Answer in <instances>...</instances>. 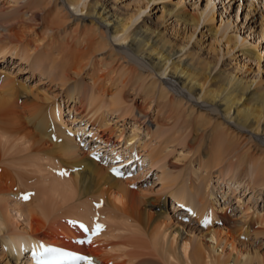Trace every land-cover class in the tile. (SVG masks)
Segmentation results:
<instances>
[{
  "label": "bare ground",
  "instance_id": "1",
  "mask_svg": "<svg viewBox=\"0 0 264 264\" xmlns=\"http://www.w3.org/2000/svg\"><path fill=\"white\" fill-rule=\"evenodd\" d=\"M79 1L0 0V58L15 55L33 73L41 72V83L60 87L51 97L7 74L0 77V264H30L20 256L41 241L83 249L99 264H264V252L248 241L249 234L264 238V216L241 206V196L243 216L233 217L229 204L223 207L206 190L205 177L177 181L160 166L161 146L145 141L141 146L137 134L127 136L119 125L130 121L136 131L152 119L168 129L164 143H187L207 171L228 176L231 189L253 191L264 201V79L244 76L243 65L232 62L215 71L214 43L207 54L199 40L201 47L187 48L208 3L199 14L163 9L162 21L147 16L130 30L144 3L132 9L90 0L81 9L85 15L76 16L69 5ZM257 1L264 6V0L250 5ZM170 16L193 35L169 33L163 23ZM204 16L216 36L214 14ZM118 34L126 46L111 43ZM225 43L227 52L239 44L233 35ZM243 45L242 56L261 61L257 47ZM60 92L70 103L66 116L56 99ZM85 130L93 138L84 140L94 143L98 161L77 141L76 134ZM146 130L152 132L150 125ZM160 134L153 131L156 138ZM104 156L124 168L136 165L135 173L148 164V172L159 166L158 178L165 180L161 190L151 196L153 189L141 187V174L111 175ZM27 192L31 196L25 201ZM183 206L190 211L183 212ZM96 214L107 229L87 246L72 243L81 233L69 220L89 221Z\"/></svg>",
  "mask_w": 264,
  "mask_h": 264
},
{
  "label": "rangeland",
  "instance_id": "2",
  "mask_svg": "<svg viewBox=\"0 0 264 264\" xmlns=\"http://www.w3.org/2000/svg\"><path fill=\"white\" fill-rule=\"evenodd\" d=\"M103 1H106V0H103ZM136 1H138V2H136ZM136 1L135 0H107L108 3H110V4L112 3L111 5L116 4V6L118 5L119 7H127L128 6V8H132V9H135L136 5L139 6V5L144 3L145 8H142V10L139 12L138 18H137V20L135 19L134 22L132 23L130 30L134 28V25L136 26L139 21L143 20L147 16H151L155 20L162 21V19L160 17H162V10L163 9L177 8V10H178V8H179V10H187V11L189 10L191 13H198L199 14L201 11L203 12V10L205 8L204 5L206 3H208V5H209L207 8L208 11L207 10H206V12L204 11V14L205 15L214 14V16H215L214 21L215 22L213 24L217 28H219V33L216 36H214L212 33H210L209 25H210V27L212 25L210 22H204L203 21V18L205 17L203 14L202 15L203 16L202 22L199 25V27L196 29L197 31L196 30L193 31L194 36H193L190 44L187 46V48H189V47L191 48L193 46V48L195 49L196 46L199 47L200 44L196 45L197 40H199V43H200V41H202L201 42L202 43V50H203L204 54H207L208 49L210 48L211 44L214 43L213 45H215L217 47L218 51H216L215 53L213 52V53L215 55H216V53L219 54L218 63L215 67V71L219 70V68L222 66L223 63H229V62L231 63L232 62V66L236 65V63L243 65L242 66L243 72H246V74L244 76H246L248 78L256 76L257 79H264V32H263L264 31V6L259 1L255 2L254 3L255 5H253V6L250 5V1L252 2V0H152V1L136 0ZM254 1H256V0H254ZM261 1H263V0H261ZM88 2H90V0H80L76 5H73V6L69 5V9L76 16L85 15L84 14L85 12H82L81 9L84 8L88 4ZM140 2H142V3H140ZM177 5L180 7H177ZM170 17L171 18L167 17V19H168V20H166L167 22L163 23L164 27H166V25H167L166 28L169 30V33L174 34L177 31L178 36L181 34L182 35L185 34V36L186 35H188V36L193 35V33H191V30L186 28L185 24H182L181 22L177 21V19L173 16H170ZM229 35L235 36L237 38V41L239 44L235 49L231 48L230 52H227L226 51L227 45L225 43V39ZM110 41L115 47H124L127 45L122 40V34L111 36ZM242 43L245 45H243ZM251 43L253 45H251ZM242 45L245 47L250 46V50L251 49L254 50V48L257 47V50L258 51L260 50V53L263 56L261 61L258 62V60H251V62H250V60H248L247 58L242 56L241 55L242 53L239 51L241 48H243ZM181 54L182 53L177 54V57H179ZM230 59H231V61H230ZM40 73L41 72H39V71H35L33 73L31 66L26 64L25 62L22 63L20 61V59L18 57H16L15 55H9L6 58L5 57L0 58V77L4 78V75L7 74V76H10V77L12 76L11 79H14L17 83L20 82L19 84H24L28 88H33V90L35 92H41V91L49 92V93L51 92L50 96L55 97L56 93L60 90L59 84L56 85V83H54L55 85H52V84L50 85L49 82L45 83L43 81L41 83L40 75H42V74H40ZM160 74L161 73H158V75L161 76L165 80L167 74H166V76H165V74L164 75H162V74L160 75ZM58 94L59 95L56 96V99L62 104V106H61L62 112H63L62 114H65V116H66L68 113V110L70 108V103L66 104L65 103L66 101L64 102L66 97H64L62 95L63 93L60 92ZM140 99L141 98L138 99L139 102L141 101ZM19 103H22V99H20ZM151 110L153 112V109H151ZM73 113H74V111H73ZM113 116H115V114ZM113 120L116 121V118ZM68 121H70V120H68ZM114 121H111V123H114ZM80 122H83V121L81 120ZM80 122L78 124L76 123L79 128H81ZM148 123L149 124H147V125H150V127L152 129L151 130L152 132H150V133L148 132L149 134L147 133V130H146L147 125L144 126L143 128L138 127L136 131L134 130L133 123H131L130 121L128 123H126V125H123L122 123H119V125H120V127H124L126 129L127 136L130 134L131 135L137 134L138 135L137 139L139 141V144H141V146H143L142 142L144 143V141L147 144L148 143L152 144V145L154 144L153 146H157V147L161 146L160 148L162 149V155L164 154L163 157H165V161L163 162L164 164L162 163L160 166L165 168L167 173L170 172L172 177H175V179L177 178V181L180 182L182 180L183 181L193 180V182H194V180L197 181L198 178L203 179L205 177L206 184L208 186V188H206V190H210L215 195V197H217L218 201L222 203L223 207H224L225 203L226 204L228 203L229 207H230V208H227L230 210V212H228V213L231 214L233 217L241 218L243 216L244 211H242V208H241V206H244L243 203H245V206L246 205L251 206V213L255 210V212H256L255 217H257V215L264 216V201L262 198H257V196H256L257 193H254L253 191H250V190L247 191L248 193L247 192H245V193L236 192V190H234L233 188H232L233 189L232 190L227 183L228 182L227 180L229 179V177L226 176V179H224L223 175L220 174L221 175L220 176L217 171H214V170H212V171L208 170L207 171V169H206L207 167L205 165V160H203V158H202V160L204 161L202 163H204V164L200 165L199 164L200 163L199 161L201 160L200 155L199 156L197 154L194 155L192 152H190L188 149V146H186L187 143L182 145V144H179L177 142L176 143H169V142L167 143V141H166L165 142L166 144H165L164 140H163L164 139L163 132L167 131L168 129H165V128L161 129L160 127L158 128L157 125H155L154 123L152 124V119ZM155 130L159 133L161 131L162 134H160L161 136L159 135V138H156V136L153 135V131H155ZM172 132H173V130L168 131L167 134L165 135V138H167ZM119 142L120 141H118V143ZM166 147H168V148H166ZM139 149L141 150L143 148L141 147ZM159 151H160V149H159ZM146 159H147V157H146ZM168 163H171V164H168ZM148 167H149V164L146 166L145 170L137 172L136 175L141 174V176H144V178L141 177L139 180V181H141L142 178L144 179V180L142 179L144 182L142 184L143 186H141L143 189H146V188L148 189V187H149V189H153V193H151L150 195L151 196L157 195L158 194L157 192L159 191V189L161 190V187L164 184L163 181H165V180H163L162 176H159V178H158V175L163 174L162 168L159 169V166H157V168L155 167V168L151 169L150 172H148V169H149ZM172 168L175 169L176 171L175 170L171 171ZM180 171H182L181 174H180ZM176 173H178V174L176 175ZM208 174L209 175L212 174V175L209 176ZM191 175L194 178H192ZM230 175L231 174H229V176ZM232 176H234V175L232 174ZM209 177H211V178H209ZM207 179H208V182H207ZM161 181H162V183H161ZM152 185H154L153 188H151ZM209 186L212 189H209ZM235 186H237V185H235ZM16 189L17 188H15V190ZM167 189L169 191H171L173 188L168 187ZM167 189H165V190L167 192H169ZM214 191H215V193H214ZM244 191H246V190H244ZM167 195L170 196V193H167ZM240 197L243 201V202L241 201L242 202L241 206L239 204L240 203L239 202ZM171 198L169 197V199H171ZM77 199H78V197L75 199V201ZM64 222H65V219H64ZM66 222H67V220H66ZM191 224H192V226H195V227L198 226L194 223H191ZM258 226H260V225L257 224V227ZM261 227L264 228V224ZM199 229H201V228H199ZM248 236H249L248 241L251 243L250 247L252 249L260 248L264 252V243H262L264 241L263 236L258 235L256 238L253 237L254 234H249ZM241 239H247V238L245 237V238H241ZM251 240H252V242H251ZM90 247L94 248L96 246H90ZM20 262H21V260H20ZM21 263L23 264V262H21ZM109 264H111V262ZM127 264H129V263H127Z\"/></svg>",
  "mask_w": 264,
  "mask_h": 264
},
{
  "label": "snow or ice",
  "instance_id": "3",
  "mask_svg": "<svg viewBox=\"0 0 264 264\" xmlns=\"http://www.w3.org/2000/svg\"><path fill=\"white\" fill-rule=\"evenodd\" d=\"M101 227V226H98V228ZM45 251H49V252H56L57 250L55 249H45ZM73 259H90V258H87V257H78V256H75V257H71Z\"/></svg>",
  "mask_w": 264,
  "mask_h": 264
}]
</instances>
